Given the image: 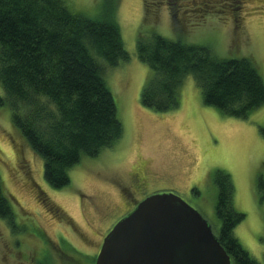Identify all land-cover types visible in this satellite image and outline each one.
<instances>
[{
	"label": "rangeland",
	"instance_id": "rangeland-1",
	"mask_svg": "<svg viewBox=\"0 0 264 264\" xmlns=\"http://www.w3.org/2000/svg\"><path fill=\"white\" fill-rule=\"evenodd\" d=\"M63 1L72 13L98 19L115 7L129 59L109 67L105 81L124 131L96 157L82 156L68 171L69 183L52 189L43 177V160L21 139L8 107L0 106V178L14 205L13 218L0 217V264H95L103 238L120 217L108 211L124 209L127 189L138 195L131 180L142 168L157 178L155 190L180 196L215 235L220 221L214 176L217 170L227 173L233 206L244 215L234 235L264 264V187L259 186L264 183V103L244 118L225 115L204 102L201 87L187 75L177 108H147L140 94L151 69L137 54L139 35L157 33L206 47L218 59L249 58L264 83V0H184L185 8L204 13L176 23L168 7L155 1L148 8L143 0ZM153 192L145 190V197ZM36 246V259L30 260Z\"/></svg>",
	"mask_w": 264,
	"mask_h": 264
},
{
	"label": "trees",
	"instance_id": "trees-1",
	"mask_svg": "<svg viewBox=\"0 0 264 264\" xmlns=\"http://www.w3.org/2000/svg\"><path fill=\"white\" fill-rule=\"evenodd\" d=\"M153 1L168 7L174 23L204 13L185 8L184 0H143L145 8ZM113 9L98 19L72 13L63 0H0V106L8 107L21 139L43 160V177L52 189L69 183L68 171L82 156L96 157L123 134L105 81L109 67L129 59ZM137 54L151 69L140 94L147 108H177L187 75L201 87L204 102L225 115L244 118L264 103V83L249 58L218 59L206 47L157 33L139 35ZM214 181L220 244L231 264H259L234 235L244 215L233 206L230 176L217 170ZM32 186L38 196L44 193ZM13 206L0 178V217L13 218Z\"/></svg>",
	"mask_w": 264,
	"mask_h": 264
},
{
	"label": "water",
	"instance_id": "water-1",
	"mask_svg": "<svg viewBox=\"0 0 264 264\" xmlns=\"http://www.w3.org/2000/svg\"><path fill=\"white\" fill-rule=\"evenodd\" d=\"M95 264H231V259L198 210L173 192H160L116 221Z\"/></svg>",
	"mask_w": 264,
	"mask_h": 264
},
{
	"label": "flooded vegetation",
	"instance_id": "flooded-vegetation-1",
	"mask_svg": "<svg viewBox=\"0 0 264 264\" xmlns=\"http://www.w3.org/2000/svg\"><path fill=\"white\" fill-rule=\"evenodd\" d=\"M133 176H134V180H131V181L133 183L134 190H135L136 193H138V195L137 196L133 195L127 189L126 193L128 194L129 199L124 201V204H123L124 205V209L121 210V211H119L118 208H115L113 210H109L108 211V216H109V214H116V217L120 216L119 217V219H120L121 217L126 215L128 212H130L136 206V204L139 201H141V199L140 200L137 199L138 196L142 197V199L145 198V193H144L145 190H148L149 193H150V192H153L152 190H155L157 188V185L155 184V182L157 181V178H153V179L150 178L147 175V170L145 168H142L138 173H135ZM160 192H169V191L168 190H155L153 193H160ZM111 228L112 227H110L108 229V232H109V230Z\"/></svg>",
	"mask_w": 264,
	"mask_h": 264
}]
</instances>
